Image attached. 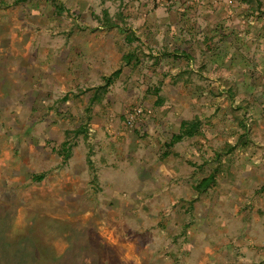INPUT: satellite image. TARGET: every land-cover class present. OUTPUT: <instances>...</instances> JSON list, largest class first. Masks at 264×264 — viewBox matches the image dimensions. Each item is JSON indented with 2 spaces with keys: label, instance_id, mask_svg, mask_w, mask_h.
Here are the masks:
<instances>
[{
  "label": "rangeland",
  "instance_id": "374dc122",
  "mask_svg": "<svg viewBox=\"0 0 264 264\" xmlns=\"http://www.w3.org/2000/svg\"><path fill=\"white\" fill-rule=\"evenodd\" d=\"M0 264H264V0H0Z\"/></svg>",
  "mask_w": 264,
  "mask_h": 264
},
{
  "label": "trees",
  "instance_id": "16d2710c",
  "mask_svg": "<svg viewBox=\"0 0 264 264\" xmlns=\"http://www.w3.org/2000/svg\"><path fill=\"white\" fill-rule=\"evenodd\" d=\"M109 22H111V21H108L107 24ZM130 59H133V61H134V59H136L135 62H139L140 61V58L137 55H134V54H130L128 62L130 61ZM126 60H127V57H126ZM118 76H119V71H116L114 73V77H118ZM106 79H107L106 84L100 86L98 91L104 92L107 89V86L110 84L111 78L107 77ZM160 83H161L160 85H162V81ZM160 90L161 89L158 88L157 93H159ZM97 95L98 94L95 95V97H97V98H95L93 100H99V97ZM160 103H162V101H160L159 104ZM198 125L199 124L196 121L186 122L182 132L180 134L175 135V138L181 140L182 138H184L185 135L186 136L192 135L196 131V129H198ZM212 179L213 178H211V177L204 179L203 181L200 182L199 185H197V187H199V188L209 187ZM191 201H193V200H191ZM191 204L193 205V202H191Z\"/></svg>",
  "mask_w": 264,
  "mask_h": 264
}]
</instances>
